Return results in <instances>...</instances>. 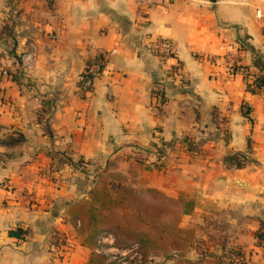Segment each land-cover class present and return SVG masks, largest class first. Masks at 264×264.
I'll use <instances>...</instances> for the list:
<instances>
[{
  "label": "crops",
  "instance_id": "crops-1",
  "mask_svg": "<svg viewBox=\"0 0 264 264\" xmlns=\"http://www.w3.org/2000/svg\"><path fill=\"white\" fill-rule=\"evenodd\" d=\"M257 7L264 0H155L140 27L136 0H0V264H86L91 251L65 214L99 168L134 189L194 201L180 222L194 243L180 258L237 247L250 264H264L256 239L264 227V90L246 87L261 74L256 64L264 68ZM144 33L170 41L173 57L160 63L142 50ZM31 46L35 61L22 66ZM235 52L239 72L230 74ZM89 61L102 72L82 99L78 75ZM170 66L181 84L168 81L156 102L152 84ZM213 111L225 133L211 123ZM200 134L199 153L155 162L160 142ZM237 154L242 167L231 161ZM78 162L87 167L77 170ZM15 229L24 238L11 237Z\"/></svg>",
  "mask_w": 264,
  "mask_h": 264
},
{
  "label": "trees",
  "instance_id": "trees-1",
  "mask_svg": "<svg viewBox=\"0 0 264 264\" xmlns=\"http://www.w3.org/2000/svg\"><path fill=\"white\" fill-rule=\"evenodd\" d=\"M256 65L261 74L254 77L252 83H246L251 92L264 90V68ZM243 107L247 116L249 109ZM211 123L216 131L225 133V120L218 112H212ZM189 140L186 150L199 153L198 142ZM231 161L237 167L243 166L242 155L237 154ZM109 185L100 175L84 197L66 208L68 219L79 222V244L91 251L86 264H110L104 255L95 252L96 237L103 232L114 234L125 245L137 243L144 258L163 256L167 259L174 255L178 256L175 264H250L245 253L237 247L227 248L217 258L212 255L200 257L197 261L180 258L184 248L194 243V231L180 226L182 217L193 212L194 201L182 195L169 197L152 188L111 185L110 189ZM9 235L24 238L26 232L15 229L10 230ZM256 239L259 245L264 239V227L256 233ZM196 247H202V242H196Z\"/></svg>",
  "mask_w": 264,
  "mask_h": 264
},
{
  "label": "built area",
  "instance_id": "built-area-1",
  "mask_svg": "<svg viewBox=\"0 0 264 264\" xmlns=\"http://www.w3.org/2000/svg\"><path fill=\"white\" fill-rule=\"evenodd\" d=\"M155 0H136L138 8V25L143 27L147 10L154 4ZM256 16L264 23V8H256ZM140 48L152 56L157 58L160 63L166 62L168 59L172 58L174 55V48L170 41L164 38L152 37L149 34H142L140 38ZM21 65L30 67L35 61V47L31 46L28 50L23 52L20 57ZM238 54L237 52L230 54L226 59V66L230 74H236L238 71ZM102 72V65L95 61H89L84 70L78 75V86L77 93L82 99L89 98L92 95L95 80L100 76ZM180 80V74L175 67L170 66L169 68H162L161 76L155 80L152 84V97L158 102L162 100V94L165 90L166 83L168 81ZM253 82V81H252ZM251 82V83H252ZM181 84V80L179 82ZM211 137L215 136V132L209 134ZM204 138L200 134L192 142H198L201 146ZM189 139L180 138L173 140L170 143L160 142L158 147L152 151L155 157V162L161 164L167 160V158L172 154H178V152L195 153L193 151L189 152L186 150L188 146ZM196 154V153H195ZM87 164L84 162H78L76 169L79 171L84 170ZM8 191L9 189L6 188ZM79 225V222L76 221ZM259 245L264 247V239L260 241ZM116 248L115 252L107 254L105 252L106 247ZM95 252L102 254L107 257L108 262L111 264H156L159 263V258L161 256H149L147 258L143 257L140 247L137 243H132L125 245L118 240V238L110 233L103 232L96 237V247ZM106 254V255H105Z\"/></svg>",
  "mask_w": 264,
  "mask_h": 264
},
{
  "label": "rangeland",
  "instance_id": "rangeland-1",
  "mask_svg": "<svg viewBox=\"0 0 264 264\" xmlns=\"http://www.w3.org/2000/svg\"><path fill=\"white\" fill-rule=\"evenodd\" d=\"M90 173L92 174V178L90 181L91 186L93 185V183L96 182L97 178L100 175H102L110 183V185H109L110 189H111V185H118V186L133 188L130 185H128L126 183V181H124L120 176L115 175V173L106 172L104 170V168H99L96 170L90 169ZM110 175L113 176L114 178H112ZM65 219H66L67 223L73 227L76 235H78L80 228H79V225L77 224V222L69 220L67 216ZM118 240H119V238H118ZM119 241H121V240H119ZM121 243H123V242L121 241Z\"/></svg>",
  "mask_w": 264,
  "mask_h": 264
}]
</instances>
